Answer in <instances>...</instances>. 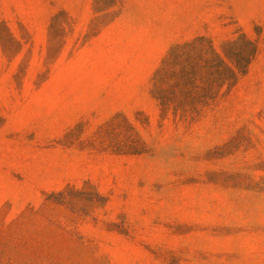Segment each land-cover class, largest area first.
Instances as JSON below:
<instances>
[{"label":"rangeland","instance_id":"obj_1","mask_svg":"<svg viewBox=\"0 0 264 264\" xmlns=\"http://www.w3.org/2000/svg\"><path fill=\"white\" fill-rule=\"evenodd\" d=\"M241 35L231 91L160 107L214 62L171 47ZM0 264H264V0H0Z\"/></svg>","mask_w":264,"mask_h":264},{"label":"trees","instance_id":"obj_2","mask_svg":"<svg viewBox=\"0 0 264 264\" xmlns=\"http://www.w3.org/2000/svg\"><path fill=\"white\" fill-rule=\"evenodd\" d=\"M187 49L210 50L214 53V62L194 60L183 54L174 56L173 60H163L153 79L154 90L160 96L157 101L161 108L196 113L207 107L208 103L196 96L210 89H216L217 93L223 89L226 92L231 91L239 79L247 74L248 67L257 54L256 44L241 35L237 40L228 41L221 46L223 57L215 51L211 42L203 37L174 45L169 51V56L176 51ZM174 94L178 99L170 100Z\"/></svg>","mask_w":264,"mask_h":264}]
</instances>
